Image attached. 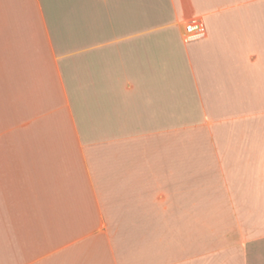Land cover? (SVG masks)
I'll return each instance as SVG.
<instances>
[{"label": "crops", "instance_id": "obj_1", "mask_svg": "<svg viewBox=\"0 0 264 264\" xmlns=\"http://www.w3.org/2000/svg\"><path fill=\"white\" fill-rule=\"evenodd\" d=\"M0 264H264V0H0Z\"/></svg>", "mask_w": 264, "mask_h": 264}, {"label": "built area", "instance_id": "obj_2", "mask_svg": "<svg viewBox=\"0 0 264 264\" xmlns=\"http://www.w3.org/2000/svg\"><path fill=\"white\" fill-rule=\"evenodd\" d=\"M184 30L186 39L198 38L204 33V27L195 21L185 23Z\"/></svg>", "mask_w": 264, "mask_h": 264}]
</instances>
